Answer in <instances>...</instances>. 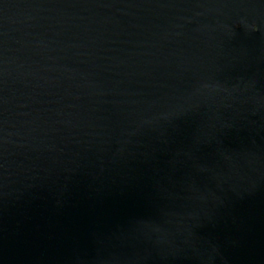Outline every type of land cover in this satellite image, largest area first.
I'll use <instances>...</instances> for the list:
<instances>
[{"label": "water", "instance_id": "95a60500", "mask_svg": "<svg viewBox=\"0 0 264 264\" xmlns=\"http://www.w3.org/2000/svg\"><path fill=\"white\" fill-rule=\"evenodd\" d=\"M0 264H264V0H0Z\"/></svg>", "mask_w": 264, "mask_h": 264}]
</instances>
